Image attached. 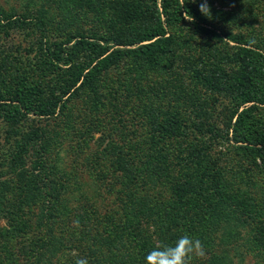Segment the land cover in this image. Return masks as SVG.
<instances>
[{"label":"trees","instance_id":"obj_1","mask_svg":"<svg viewBox=\"0 0 264 264\" xmlns=\"http://www.w3.org/2000/svg\"><path fill=\"white\" fill-rule=\"evenodd\" d=\"M70 1H59L63 17L68 15L66 7ZM94 2L85 1L89 5ZM132 2L125 3L121 12L124 14L122 20L129 18L134 23L127 24L125 30H118L115 35L90 31L87 34L69 33L62 39L54 37L50 40L47 39L48 20L43 17L44 12L16 14L0 7L1 34L7 35L14 27L32 28L39 35L35 48L37 58L35 56L25 70L16 71L14 66L10 69L7 58L0 62V119L8 125L9 132L16 135L8 161V169L16 172L14 184L19 190V194L15 193L16 206L44 200L52 208L50 217L62 218L66 224H70L72 217L78 224L84 223L83 218L87 216L76 213L75 208L64 203L68 185L63 180H48L45 185L40 182L39 173L45 170L53 175L56 171L55 165L50 168L45 163L44 153L51 143L57 142V135L51 130L49 135V130L43 127L49 128V121L65 110L67 100L80 88L95 95L100 74L122 58H132L143 69L162 71L173 45L165 26L180 22L184 16H192L197 34L232 44L228 51L217 54L219 67L210 75L194 67L188 71L202 88L206 87L213 95L231 99V103L217 111L218 124L215 121L205 123L204 119L195 121L194 126L200 134L204 132L203 127L210 132L202 136L210 140L209 144L197 141L182 146L184 137L180 138V132L184 127L176 110L163 111L158 120L150 119L149 133L143 139L142 147L137 148L131 143L129 149H124L123 145L117 147L108 141L105 154L122 177L119 186L124 190L123 211L119 219L109 221L114 227L112 230L104 229L103 232L101 228H94L93 235L83 230L77 239L79 255L69 253L62 264H75L77 258L87 259L88 264H146V255L153 248L171 245L185 233L199 239L206 253L203 258L194 259L192 264H238L241 251L236 240L242 237L246 250L264 255V226H254L259 233L252 234L255 231L248 228L246 221L250 218L253 222L251 218L256 211L245 195L248 191L227 182L217 163L222 144L228 143L249 162V166L261 167L264 174V52L244 31L220 32L210 27L198 8L186 1L151 0V5L143 6L132 5ZM74 4L81 8V3ZM78 7H75L73 17L70 14L68 20H59V24L62 23L60 29L73 21L79 13ZM222 65H231V68L227 71ZM174 95L171 93V97ZM141 111L144 118L152 112L149 107ZM221 111H224L222 115ZM29 120L30 125L17 133V124ZM57 130L62 132L61 127ZM119 133L121 141L127 140L124 131ZM30 157L26 167L25 162ZM154 184L165 187V198L146 192ZM42 216L46 217V214L40 212ZM153 218L166 222L154 241L149 238L151 232L140 230ZM18 230L26 232L22 228ZM243 231L244 236L240 235ZM62 240L41 238L42 250L48 259L56 251L62 254L68 250L69 245Z\"/></svg>","mask_w":264,"mask_h":264},{"label":"rangeland","instance_id":"obj_2","mask_svg":"<svg viewBox=\"0 0 264 264\" xmlns=\"http://www.w3.org/2000/svg\"><path fill=\"white\" fill-rule=\"evenodd\" d=\"M59 1L0 0V7L16 14L26 11L35 14L39 10L44 12L43 17L48 20L47 39L50 40L54 37L62 39L69 33L87 34L90 31L115 35L118 30H125L127 24L134 23L129 18L122 20L124 14L121 10L125 3L133 1L132 5H151V0H95L93 5L85 3L86 0H71L66 7L68 15L63 17L58 7ZM179 1H186L198 10L199 4L203 2ZM76 2L81 3V8L75 6ZM207 3L211 9V17L200 12L207 25L220 32L244 31L264 52V0H207ZM75 7L79 8V13L72 22L60 29L62 23L60 25L59 20H68L70 14L73 17ZM186 18L188 17L184 16L180 22L165 26L173 45L163 63L162 71L143 69L132 58H122L100 74L95 84V95L86 88H80L67 100L65 110L58 112L55 119L49 121V128L43 127L49 130V135L52 132L57 135V142L51 143L50 149L44 153L45 163L50 168L55 165L56 171L53 175L45 170L39 173L40 182L45 185L48 180H63L68 185L64 203L67 207L75 208L76 213H84L87 216L86 219L83 218L84 223L77 224L72 217L70 224H66V220L62 218L50 217L49 211L52 208L44 200L16 206L15 193L19 194L14 184L16 172L8 169L16 135L9 132L8 125L0 119V264H62L69 253L79 255L77 239L83 230H88L89 235H93L94 228H101L103 232L104 229L114 228L109 221L119 219L125 197L123 188L119 186L122 177L110 165V158L104 151L108 141L117 147L123 145L124 149H129L131 143L137 148L142 147L143 139L149 133L150 119L158 120L163 111L176 110L184 127L183 132H180V138L184 137L182 146L193 145L197 141L209 144L210 140L202 136L210 132L203 127L204 132L200 134L194 123L202 119L205 123H217V111L221 106L229 105L231 99L213 95L206 87L202 88L198 79L192 77L188 70L194 67L197 71L210 75L219 67L217 54L228 51L232 43L225 40L213 41L197 34L192 21ZM37 38L38 31L32 28L13 27L7 35L0 33V62L2 58H7L10 69L14 66L16 71L25 70L35 56L37 58ZM222 66L227 71L231 68V65ZM171 93L175 94L174 97H171ZM146 107L152 112L144 118L141 110ZM223 113L221 111V115ZM27 122L30 120L17 124V133L23 131L27 124L30 125ZM60 127L62 132L57 130ZM119 131L126 133L127 140H120ZM218 154L220 158L217 163L224 171L227 182L232 183L233 187L248 191H245V195H248L250 204L255 205L257 211L251 219L257 223L250 222V218L246 221L249 223L248 228L255 231L252 234H258L254 226H264V174L261 173V167L249 166V162L228 143L222 144ZM30 159L31 157L25 159L26 167ZM146 192L156 197L166 196L165 187L157 184L151 185ZM80 206L83 209H79ZM40 212L45 213L46 217H40ZM149 220L140 230L151 232L149 238L154 241L166 222L158 218ZM159 223H162L161 226ZM234 224L235 222L232 225ZM21 228L26 232L21 233L18 230ZM240 235L244 236L245 232ZM46 237L57 240L63 238L62 242L69 245L68 250L62 254L56 251L48 259L41 246V238ZM87 238L90 240L91 237ZM236 245L241 251L238 264H264L263 253L246 250L243 237L236 240ZM39 253L42 254L41 257L38 256Z\"/></svg>","mask_w":264,"mask_h":264},{"label":"clouds","instance_id":"obj_3","mask_svg":"<svg viewBox=\"0 0 264 264\" xmlns=\"http://www.w3.org/2000/svg\"><path fill=\"white\" fill-rule=\"evenodd\" d=\"M192 2L195 3L196 0H192ZM199 11L204 16L211 17V9L207 0H203L199 4ZM186 19L192 21L193 17L191 16ZM205 255L206 253L202 242L185 233L171 245L161 244L153 248L146 255L145 259L146 264H192L194 259L203 258ZM75 264H88V261L85 258H77Z\"/></svg>","mask_w":264,"mask_h":264}]
</instances>
